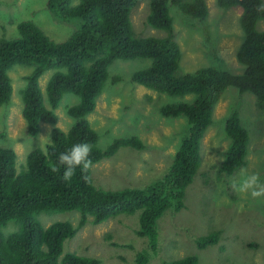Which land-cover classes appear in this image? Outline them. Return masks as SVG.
Masks as SVG:
<instances>
[{"label":"trees","instance_id":"trees-1","mask_svg":"<svg viewBox=\"0 0 264 264\" xmlns=\"http://www.w3.org/2000/svg\"><path fill=\"white\" fill-rule=\"evenodd\" d=\"M141 0H48L47 9L60 22L76 21L77 30L65 41L56 43L31 21L18 23V37H0V108L10 102L13 92L9 71L15 66L31 67L24 77L21 91L22 117L27 134L36 138L41 125L50 126V141L43 149H34L26 156L25 166L17 168L16 152L0 147V264H100L97 258H84L63 253V244L82 229L89 217L99 225L119 215L140 212L138 237L147 239V249L136 255V264H147L157 253V222L167 210L180 212L186 188L202 165L201 142L213 124L216 104L227 88L242 94L252 93L264 109V31L257 28L264 21V11H257L263 0H216L222 9L239 7V26L244 40L236 56L244 67L242 74H233L217 67L201 68L194 73L176 75L181 52L173 34L169 6L198 20L208 16L206 0H146L149 15L146 24L166 31L165 38L137 37L132 30L131 11ZM150 59L152 65L135 72L131 80L160 94L184 97L194 95L192 102L168 104L160 109L165 118L185 117L188 134L180 143L173 163L164 177L145 189L124 188L107 191L86 183L80 168L70 181L63 179V169L52 173L49 165L59 153L77 143L92 147L89 159L94 164L110 159L121 148H145L136 137L116 139L105 150L97 147L98 137L87 119L97 108L102 96L108 69L115 60ZM53 71L46 90L39 80ZM112 83L120 76L111 77ZM66 94L80 97L76 106L67 109L74 123L67 132L57 125L54 111ZM48 104L49 108L46 107ZM230 144L218 171L233 175L246 166L250 136L243 128L235 109L225 124ZM3 134L0 133V137ZM91 177V171L86 173ZM92 181V179H91ZM78 211L76 226L55 222L49 227L40 223L41 213ZM16 229L5 233L8 224ZM213 231L196 240L198 250L219 242ZM113 246H117L112 243ZM162 264H198L194 255Z\"/></svg>","mask_w":264,"mask_h":264},{"label":"rangeland","instance_id":"rangeland-1","mask_svg":"<svg viewBox=\"0 0 264 264\" xmlns=\"http://www.w3.org/2000/svg\"><path fill=\"white\" fill-rule=\"evenodd\" d=\"M48 0H0V37H18L17 25L33 22L53 42L69 38L78 22H60L47 9ZM264 2V0H263ZM208 16L198 20L183 14L170 5L173 34L180 46L181 58L176 75L194 73L205 67H217L233 74H242L244 67L236 53L244 40L239 26V7L222 9L216 0H206ZM149 2L141 0L132 9L130 21L137 37L165 38L166 31L153 29L146 24ZM257 28L264 31V21ZM152 65L150 59L115 60L108 69L102 96L96 110L87 117L98 137L97 147L105 150L114 140L136 137L145 148H121L110 159L91 168L92 183L96 188L117 191L124 188L145 189L161 180L173 163L176 151L188 134L185 117L165 118L160 109L168 104L189 103L194 95L184 97L160 94L135 84L131 76ZM31 67L15 66L9 71L13 92L10 102L0 108V147L16 152L18 170L25 166L26 156L34 149H43L50 140V126L41 125V132L32 138L22 117L21 91L24 77ZM53 71H47L39 80L45 92ZM111 77L120 76L112 83ZM80 97L63 96L57 115V127L67 132L74 123L67 109L76 106ZM46 107L49 108L48 104ZM237 110L242 126L250 136L246 166L249 173H258L264 182V109L252 93H241L227 88L216 104L213 124L201 142L202 165L192 183L186 188L184 208L177 213L167 210L157 222L158 248L147 264H162L194 255L198 264H264V197H241L233 191L240 170L227 176L218 171L230 144L225 124L230 112ZM48 138V139H42ZM139 215H119L99 225L91 218L72 238L63 244V253H74L84 258H97L100 264H136V255L147 249V239L138 237ZM78 211L41 213L38 220L45 227L55 222H70L76 226ZM16 229L8 224L5 233ZM213 231L220 234L219 242L198 250L196 240ZM115 243L117 246H113Z\"/></svg>","mask_w":264,"mask_h":264},{"label":"clouds","instance_id":"clouds-1","mask_svg":"<svg viewBox=\"0 0 264 264\" xmlns=\"http://www.w3.org/2000/svg\"><path fill=\"white\" fill-rule=\"evenodd\" d=\"M257 11H264V3L257 5ZM91 151L92 147L88 143L74 144L58 154L56 162L49 165L50 171L59 173L63 169V179L70 181L76 174V169L80 168L85 173L82 179L91 184V177L86 174L93 166V162L89 159ZM233 191L241 197L250 196L253 199H259L264 197V182H261L258 173H249L247 169H241L239 180L233 183Z\"/></svg>","mask_w":264,"mask_h":264}]
</instances>
